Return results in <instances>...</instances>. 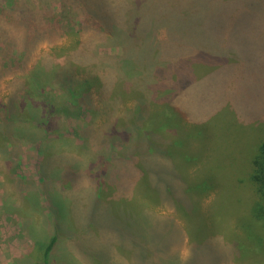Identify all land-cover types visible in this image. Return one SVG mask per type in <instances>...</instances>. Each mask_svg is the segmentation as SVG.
I'll return each mask as SVG.
<instances>
[{
    "label": "rangeland",
    "instance_id": "obj_1",
    "mask_svg": "<svg viewBox=\"0 0 264 264\" xmlns=\"http://www.w3.org/2000/svg\"><path fill=\"white\" fill-rule=\"evenodd\" d=\"M209 1L193 26L188 11L205 0L107 3L124 8L117 14L136 8L140 21L155 16L159 34L174 30L190 51L227 26H218V0ZM250 2L264 22V0ZM244 22L264 32L257 16ZM249 32L241 46L252 52L253 74L237 80L255 92L191 113L202 116L200 129L187 118L145 136L133 108L143 97L139 66L114 58H125L131 35L116 40L122 28L109 34L82 0H0V264H40L54 237L49 264H264V223L251 218L248 181L250 148L264 131V35ZM66 62L100 75L92 109L72 107L52 78ZM200 67L203 79L214 68Z\"/></svg>",
    "mask_w": 264,
    "mask_h": 264
},
{
    "label": "trees",
    "instance_id": "obj_2",
    "mask_svg": "<svg viewBox=\"0 0 264 264\" xmlns=\"http://www.w3.org/2000/svg\"><path fill=\"white\" fill-rule=\"evenodd\" d=\"M107 1L82 0V4L90 10L91 18L100 22L109 34L114 36V32L119 27L122 28V33L116 36V40L121 37L124 38L126 35H131L128 38L130 44L123 46L125 58H121V56H114V58L121 62L125 60L131 66H139L138 71L142 75L139 83L143 82L141 84L143 88L141 95L143 97L134 104L133 108L137 109V116L140 117L144 125L141 129V134L150 136L152 133L151 129L157 124L165 123V125H169L170 121L172 123L178 122L179 126L184 123L188 124V119L194 123L193 130L196 128L200 129L202 116L193 120L194 118L191 119L190 116L191 113H201L200 111L210 108L213 103L217 104V106L225 107L229 104L233 107L235 103L231 102L230 99L237 98L242 91L245 92V97H250L255 92V89L250 88V86L242 87L237 77L251 76L254 69L252 64L251 66L249 65L250 58L248 61L249 53L252 52L242 48L241 36L248 37L250 35L249 30L251 35L255 34V31L264 35L261 29L256 30L254 28L255 24L250 26L247 22H244L254 16H257L258 20L262 22V15L259 12H255L259 11L256 2L254 5L250 2L251 0H226V2L214 0L218 3V8L221 10L219 14L221 23L218 26L220 27L223 22L227 26L216 29L212 25L215 22L211 20L212 23L209 26L215 28L216 38L206 39L204 42L201 41V43L196 41L194 49L190 47L189 51V49H184V46L177 45L173 37L175 36L174 30L173 33H170L168 28L159 34L160 24L158 26V18L156 20L155 16H152L147 22H144V20L140 21L141 13L136 16L134 11L136 8L133 10L129 8L125 13L123 12L124 8L118 10V5L114 2L108 6ZM207 2L210 4L209 0H205V2L200 4L202 5L201 7H193L191 17L188 11L186 23H190L191 26L202 24L203 18L201 15L207 9ZM235 9L237 11L232 13L234 18L233 25H231L228 22L229 15L231 10ZM116 10L119 12L123 10V14H117ZM161 22L169 27L168 22L163 20ZM220 34L226 38L222 40ZM137 45L139 46L137 47ZM243 55L246 59L244 64L240 61ZM186 57H190V67L184 66L189 63V61H186ZM193 60L197 62L195 66H192ZM205 60L212 64L214 68L210 70L206 68V76L203 79V77L199 78L200 76L196 72L197 69L198 71L202 70L200 62L203 63ZM52 78L58 81L61 92L66 95L65 98H68V102L72 107H81L84 111L87 110L86 108L92 109L94 95L91 93V87L98 85L100 81L102 82L100 75L90 74L87 69L83 68L79 70V67H76L73 63L66 62L65 66L53 72ZM202 81H206V86H203ZM104 82L106 84L105 86L103 84L102 88L107 90L106 86L111 85L112 81L104 79ZM124 83V86H132L135 81ZM235 88H237L238 92ZM154 90L156 91L155 94ZM152 98L157 99L153 100ZM152 101L157 106L151 104ZM253 103L257 104V100H253ZM8 105L9 107L13 105L11 100L8 101ZM156 108H160L162 113L160 114V111ZM237 114L245 117L248 113L242 109L237 111ZM160 116L163 118H159ZM231 116L232 114L224 115L222 118L230 121ZM247 117L251 118L250 114ZM148 148L149 150L157 148L156 142L148 141ZM249 154L250 171L248 181L252 191L251 218L256 222L264 223V131L250 148ZM217 183L206 180L204 185L210 186V184L214 185ZM166 194L168 195V192ZM55 238L48 242L44 248H40L43 251L39 261L40 264H49V254L56 243Z\"/></svg>",
    "mask_w": 264,
    "mask_h": 264
}]
</instances>
